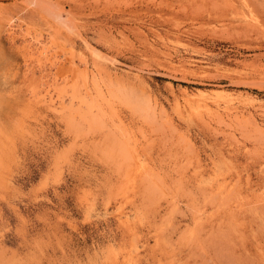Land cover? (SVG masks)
<instances>
[{"label":"rangeland","instance_id":"rangeland-1","mask_svg":"<svg viewBox=\"0 0 264 264\" xmlns=\"http://www.w3.org/2000/svg\"><path fill=\"white\" fill-rule=\"evenodd\" d=\"M0 264H264V0H0Z\"/></svg>","mask_w":264,"mask_h":264},{"label":"bare ground","instance_id":"bare-ground-1","mask_svg":"<svg viewBox=\"0 0 264 264\" xmlns=\"http://www.w3.org/2000/svg\"><path fill=\"white\" fill-rule=\"evenodd\" d=\"M72 61H74V60H72ZM225 104H226V106H231L232 105V103L231 102H225ZM216 106H221L220 104H217ZM220 108V107H219ZM218 108V109H219ZM230 108V107H229ZM211 112V111H210ZM145 167V164L143 163V162H141V164H140V166H139V168L141 169V168H144ZM145 170V169H144ZM134 171V170H133ZM139 171V170H138ZM142 172H143V170H142ZM140 173V172H139ZM212 188V187H211ZM220 191H222V190H220ZM220 193V192H219ZM223 194V193H222ZM226 196H228V195H226ZM229 206V205H228Z\"/></svg>","mask_w":264,"mask_h":264}]
</instances>
